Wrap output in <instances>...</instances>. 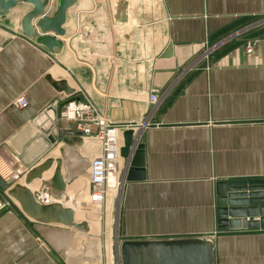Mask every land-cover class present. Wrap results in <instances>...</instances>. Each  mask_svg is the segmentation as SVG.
Instances as JSON below:
<instances>
[{"label":"crops","instance_id":"obj_1","mask_svg":"<svg viewBox=\"0 0 264 264\" xmlns=\"http://www.w3.org/2000/svg\"><path fill=\"white\" fill-rule=\"evenodd\" d=\"M55 4L47 15L56 14ZM30 10L18 3L0 17V160L30 169L66 145L74 177L61 204L89 230L53 223L37 232L0 191L9 203L0 211V264H123L124 242L128 264H182L170 244L187 240L208 241L211 264H264V229L218 230L215 193L219 181L264 178V0H75L52 57L1 29L21 33ZM21 96L28 100L22 109L15 106ZM70 98L117 127L120 148L128 129L143 144L144 180L126 182L128 161L120 156L113 229L112 217L97 222L105 204L96 212L89 199L99 143L63 116ZM55 112L56 136L70 133L53 145L41 128ZM38 187V180L28 185L32 193Z\"/></svg>","mask_w":264,"mask_h":264},{"label":"water","instance_id":"obj_2","mask_svg":"<svg viewBox=\"0 0 264 264\" xmlns=\"http://www.w3.org/2000/svg\"><path fill=\"white\" fill-rule=\"evenodd\" d=\"M49 0H0V17L6 16L12 7L18 3L31 5V10L25 13L20 19V31L16 33L6 30L14 37L20 38L52 57L60 51L62 42L57 37L64 35L62 25L66 19V11L74 4L75 0H55L56 14L49 16L45 8ZM38 19V20H37ZM52 34V35H50ZM58 92L66 95L72 93L71 89L65 86V82L50 81ZM72 98L63 102L60 107L71 101ZM56 112L52 120L41 132L47 137L50 144L62 142V135L70 132L57 131L54 128ZM123 145L120 148V156L128 161L126 182L142 181L144 175V153L143 144L135 143L131 129L122 133ZM69 148L63 145L59 148V157L47 158L43 163L30 168L24 175V184H16L9 187L0 178V191L15 200L22 212L32 219L37 232H41L42 224H60L73 230L88 231L89 227L85 221L77 222L74 219V211L71 208L63 207L61 203H67L70 198L66 193V187L72 182L73 175L67 170ZM52 175L43 179L42 174L48 171L53 165ZM62 168L64 170L62 174ZM34 180H38L40 186L47 188L48 194L57 203L40 204L28 188ZM216 187V218L218 230H238L247 227H258L264 229V178L249 180L219 181ZM260 216L259 221L249 222L246 217ZM253 223V225H251ZM130 243L124 242L121 247V258L123 264L129 263ZM174 249H179L182 255V264H211L212 247L206 240H187L182 243L170 244ZM176 247V248H175Z\"/></svg>","mask_w":264,"mask_h":264},{"label":"built area","instance_id":"obj_3","mask_svg":"<svg viewBox=\"0 0 264 264\" xmlns=\"http://www.w3.org/2000/svg\"><path fill=\"white\" fill-rule=\"evenodd\" d=\"M247 52L250 47H247ZM150 103L157 101L155 94H150ZM15 106L22 109L28 106L26 97L21 96ZM63 116L77 123L83 135L89 136L99 143V152L91 159L89 166V199L93 204H102L109 189L118 186L120 174V145L118 128L105 118L96 114L90 104L69 101L64 106ZM29 169L14 168L12 164L0 160V178L8 185L24 176ZM34 198L43 205L50 204L53 199L47 188L40 186L33 190ZM7 198L0 197V211L8 207Z\"/></svg>","mask_w":264,"mask_h":264},{"label":"rangeland","instance_id":"obj_4","mask_svg":"<svg viewBox=\"0 0 264 264\" xmlns=\"http://www.w3.org/2000/svg\"><path fill=\"white\" fill-rule=\"evenodd\" d=\"M51 0H49L48 1V3L50 2ZM56 5V4H55ZM48 6V5H47ZM7 21L9 22V23H12V24H14L15 23V21L17 22V17L15 16V17H11V15H9L8 17H7ZM20 22V21H19ZM64 111V110H63ZM97 154V153H96ZM96 154H94L93 156H92V158L96 155ZM110 190H112V192H107V194H106V196H105V198H104V202L102 203V204H93V203H91V205L94 207V210L96 211V212H98V210H99V207L101 206V205H103V204H105V209L100 213V215L102 216V219H101V221H97V222H99L98 223V225H102V226H104V220H105V215L106 216H109V218H111L112 217V221H111V227H110V224H109V228L110 229H113V220H114V218H115V212H114V201H115V199H116V196H117V194L115 193V195L113 194V191H114V189H110ZM110 194V195H109ZM112 202V208L110 207V208H108V206L109 205H107V204H110ZM112 210H113V212H112ZM109 221H110V219H109ZM95 223V222H94ZM97 224V223H96Z\"/></svg>","mask_w":264,"mask_h":264},{"label":"bare ground","instance_id":"obj_5","mask_svg":"<svg viewBox=\"0 0 264 264\" xmlns=\"http://www.w3.org/2000/svg\"><path fill=\"white\" fill-rule=\"evenodd\" d=\"M108 192H112V190L109 189Z\"/></svg>","mask_w":264,"mask_h":264}]
</instances>
